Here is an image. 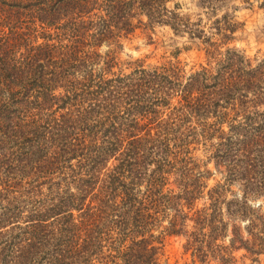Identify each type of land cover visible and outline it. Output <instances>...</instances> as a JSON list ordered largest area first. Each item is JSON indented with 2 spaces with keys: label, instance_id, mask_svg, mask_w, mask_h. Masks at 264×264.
<instances>
[{
  "label": "trees",
  "instance_id": "trees-1",
  "mask_svg": "<svg viewBox=\"0 0 264 264\" xmlns=\"http://www.w3.org/2000/svg\"><path fill=\"white\" fill-rule=\"evenodd\" d=\"M227 1L0 0V264H170L171 237L262 262L264 53L230 46ZM154 26L204 61L119 60Z\"/></svg>",
  "mask_w": 264,
  "mask_h": 264
},
{
  "label": "rangeland",
  "instance_id": "rangeland-1",
  "mask_svg": "<svg viewBox=\"0 0 264 264\" xmlns=\"http://www.w3.org/2000/svg\"><path fill=\"white\" fill-rule=\"evenodd\" d=\"M181 3L182 11L191 15L201 13L198 0H176ZM171 6L174 2L170 3ZM222 10L235 12L237 20L242 23L241 29L235 33V40L230 46L237 49H243L251 57L261 56L264 53V0H251V4H245L240 0H228ZM204 19V23L206 22ZM104 46L103 50H106ZM180 50L179 58L190 65L203 62L205 59L204 51L199 50L196 43L191 42L186 36L176 35L169 26H154V28L138 29L135 37L132 40L126 41L122 50L117 53L119 60L137 59L149 55L148 62H155L162 56L168 57L172 52ZM212 170H215L210 164ZM220 178L219 174H214L210 178V185H214ZM234 190H238L237 186H233ZM227 198H232L229 192ZM204 201H200L198 205H202ZM260 204L256 202L255 205ZM236 225L242 228L243 234L247 232L244 229L246 220L235 221ZM229 240H226L228 243ZM183 237H171L167 240L166 254L170 264H186L182 258ZM245 250L235 251L234 255L237 259V264H264V256L261 263L252 260V257L245 256Z\"/></svg>",
  "mask_w": 264,
  "mask_h": 264
}]
</instances>
